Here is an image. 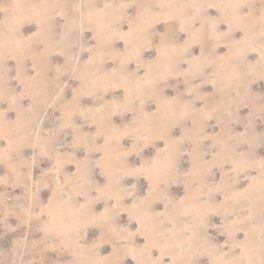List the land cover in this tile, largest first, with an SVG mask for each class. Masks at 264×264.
I'll list each match as a JSON object with an SVG mask.
<instances>
[{"label": "rangeland", "instance_id": "1", "mask_svg": "<svg viewBox=\"0 0 264 264\" xmlns=\"http://www.w3.org/2000/svg\"><path fill=\"white\" fill-rule=\"evenodd\" d=\"M245 13L236 19L224 0H60L46 22L27 6L0 14L3 36L24 49L21 57L6 44L0 59V256L23 264L121 256L124 264L161 256L163 264H214L221 252L256 259L264 239V38L259 5L237 14ZM130 25L127 49L123 40L107 43ZM137 47L139 59L122 66ZM233 68L247 74L227 85ZM157 136L168 141L173 167L165 172ZM137 218L144 234L129 236L141 228ZM60 222L62 231L53 226ZM128 248L136 259L124 255Z\"/></svg>", "mask_w": 264, "mask_h": 264}, {"label": "clouds", "instance_id": "2", "mask_svg": "<svg viewBox=\"0 0 264 264\" xmlns=\"http://www.w3.org/2000/svg\"><path fill=\"white\" fill-rule=\"evenodd\" d=\"M258 4L259 5V21H260V31L259 36L261 38H264V0H224V8H227L231 10V12L235 15V18L240 20L244 19L246 16H248L250 13H245L243 15H238V11L242 10L243 8L247 7L249 9L252 8L253 5ZM60 5V0H11V2H6V0H0V14H7L9 11L15 13L18 10L23 11L25 9V6L31 11V13L35 16H37L41 21L46 22L50 18V14L52 11L57 8ZM220 7V5L213 4V3H207L206 6L208 8L210 7ZM110 5L105 4V8H108ZM79 7V6H77ZM120 8L126 7V5H119ZM221 10H224L223 8ZM57 15H62V12H57ZM119 19V17H118ZM0 23H3L0 21ZM215 23V22H214ZM213 23V24H214ZM111 24V21L108 23H101L99 25L100 28L105 29L109 28ZM199 31V29L197 30ZM215 34V33H213ZM119 35V32L116 30H112L111 34L107 36V40H112L113 38L117 37ZM220 35H226V33H221ZM0 59H2L5 55L4 48L6 44L9 47H15V50L17 53L23 57L24 49L21 47V41L20 40H10L7 37L3 36V32L0 31ZM262 53H264V44L261 45ZM181 51H184V49H181ZM134 54V53H133ZM90 63V62H89ZM260 68L261 71H264V55H261L260 60ZM139 67V64H138ZM252 71L251 68H248L247 72L250 73ZM247 73L244 71H237L235 68L231 70V74L228 76L227 79V85H231L233 83V77L237 78V83L246 75ZM161 78H163V74H161ZM3 80V77H0V81ZM225 85V87H227ZM199 85H195L193 87H189L187 91L189 93H194L195 89L198 88ZM137 88H139V85H137ZM18 99V97L13 96L11 100L14 102ZM196 100H202L203 97L196 95ZM4 100V93L2 90H0V101ZM141 104H143V100L140 101ZM192 101L189 100L185 102V104L181 105L179 108V117L183 118L188 110V106L191 105ZM227 103L230 105L233 103L232 99H229ZM219 107V105L217 106ZM217 107H213L211 111L205 113V118H210L214 112L217 111ZM200 111V110H197ZM225 111L227 112L228 116L231 117L232 113L225 108ZM83 115V113H81ZM5 116V110L0 109V139L4 137L3 134V118ZM239 142V141H238ZM4 158V154L0 152V160ZM208 164V162L206 163ZM210 166V165H209ZM157 167V164L155 163V167ZM171 169V157L168 155L167 151H165V155L162 161L159 162V170L161 172H165L166 170ZM19 173H17L18 175ZM261 176L264 177V166H261ZM6 181L4 178H0V184L5 183ZM262 183H264V180H262ZM211 191V190H210ZM31 207V206H29ZM28 211V210H26ZM31 213L29 212V215ZM71 215V213H69ZM55 219V218H54ZM4 223V226L7 227L6 222ZM74 223V221H73ZM54 227L59 228L61 231L64 229L65 225L63 222L56 223L53 225ZM196 224L194 223L193 227H195ZM187 227V226H186ZM11 230V229H10ZM264 231V229H262ZM124 239H127L124 237ZM191 247V245H189ZM185 251L182 249V252ZM227 255V253H220V256L214 261V264H264V239L261 240L260 243V254L257 256L256 259H253L251 256H249L246 260H240L239 258H233L232 260H226L224 257ZM175 264H178L177 261H175ZM0 264H23V261H18L17 259L8 260L0 256ZM31 264V262H29ZM69 264H95V261H81V260H73L70 261ZM140 264H152V261H143L140 260ZM186 264V262H185Z\"/></svg>", "mask_w": 264, "mask_h": 264}, {"label": "snow or ice", "instance_id": "3", "mask_svg": "<svg viewBox=\"0 0 264 264\" xmlns=\"http://www.w3.org/2000/svg\"><path fill=\"white\" fill-rule=\"evenodd\" d=\"M211 7V5H210ZM213 27V30H215V23L212 25ZM183 30V29H181ZM38 35V32L37 33H34L33 36H36ZM33 36H29L27 37V40L29 42L32 41L33 39ZM132 36V28H131V25L129 26V31L128 32H119V35L113 39H119V40H123L124 41V44H125V48L127 49L131 44H132V40L129 39L130 37ZM112 39V40H113ZM112 40H109L107 41V43H110ZM238 43V42H237ZM141 48L140 47H137L135 50H134V54L133 53H127L126 54V59L122 61V66H126L132 59H139V56H140V52H141ZM261 55H264V53H262ZM88 62H91V60H89ZM139 68V67H138ZM132 74H136V70L133 71ZM185 137L181 136L179 138V140L176 141V144L177 145H181V141L184 140ZM117 139H119V137H117ZM156 139H163L164 142H165V148L162 149L161 151L165 152L168 150V141L167 139H165V137L163 136H157ZM182 146V145H181ZM179 156H180V153L179 151L177 152V160L179 159ZM203 158L201 157V160ZM71 162V161H69ZM204 163L206 164L207 161H204ZM261 166H264V160H261ZM152 168L155 167V161L151 162V165H150ZM171 167H173V164L171 163ZM137 171H147L146 168H141V169H138ZM185 176L189 175V173H184ZM151 178V177H150ZM99 191V189H98ZM77 195H79V193H77ZM85 196H87V193H84ZM145 201H141V203H144ZM182 202V201H181ZM149 205L151 204L150 201H148ZM85 204H80V208L81 209H84L85 208ZM115 207V206H113ZM133 207H136V205L134 204ZM121 210H124V209H121ZM107 212H108V209L106 208L105 209V212L104 213H101V218H106L107 217ZM146 216H148L149 219H151V212H146L145 213ZM156 215H160L159 213H156ZM137 223L138 224H141V228H138L137 229V233H131L129 232L128 235L129 236H132V235H135V234H141L143 235V231H142V228L144 227V225L142 224L141 220L139 218H137ZM120 239H124V237H121ZM155 246V245H153ZM143 251H148V245H145L144 248L142 249ZM115 252V249L113 250ZM111 255V254H110ZM125 256L127 255H132L134 259H136V249L135 248H128V250L124 253ZM163 255V253H162ZM108 261V257H103L101 258L100 260L98 261H95V264H105V262ZM111 264H124V258L123 256L117 258L114 262H111ZM137 264H140V260H137ZM152 264H163V260H162V256L161 257H157L155 259L152 260ZM170 264H175L174 260L170 262Z\"/></svg>", "mask_w": 264, "mask_h": 264}, {"label": "bare ground", "instance_id": "4", "mask_svg": "<svg viewBox=\"0 0 264 264\" xmlns=\"http://www.w3.org/2000/svg\"><path fill=\"white\" fill-rule=\"evenodd\" d=\"M57 179H58V181H57V182H58V183H59V185H60L59 187L63 186V185H62V184H63V182L61 181L60 177H59V178H57Z\"/></svg>", "mask_w": 264, "mask_h": 264}]
</instances>
